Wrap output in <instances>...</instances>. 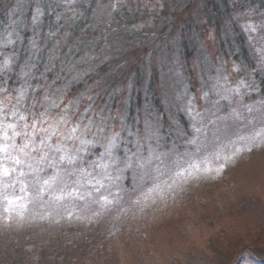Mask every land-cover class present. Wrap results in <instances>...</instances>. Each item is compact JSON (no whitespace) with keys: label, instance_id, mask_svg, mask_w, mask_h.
I'll use <instances>...</instances> for the list:
<instances>
[{"label":"clouds","instance_id":"obj_1","mask_svg":"<svg viewBox=\"0 0 264 264\" xmlns=\"http://www.w3.org/2000/svg\"><path fill=\"white\" fill-rule=\"evenodd\" d=\"M25 4L31 8L27 17ZM122 5L128 6L127 0H7L0 10V228L5 231L34 226L88 231L101 222L129 230L180 205L190 186L219 179L208 174L209 166L234 167L253 149L264 148V137L247 146L249 137L264 133V92L250 75H235L241 72L235 61L220 60L216 75L206 72L195 93L181 77L174 99L165 93L172 107L168 124L155 113L129 122L127 110L106 111L98 103L110 75L101 69L122 55L110 37L153 26L151 18L123 24V13L121 19L114 15ZM155 7L159 13L162 0ZM238 15L244 16L246 31L264 28V13L255 24L250 13ZM258 39L255 51L264 55V35ZM42 52L44 65L38 69ZM14 70L19 84L10 90L7 73ZM74 81L85 87L69 98ZM94 145L103 151H91Z\"/></svg>","mask_w":264,"mask_h":264},{"label":"trees","instance_id":"obj_2","mask_svg":"<svg viewBox=\"0 0 264 264\" xmlns=\"http://www.w3.org/2000/svg\"><path fill=\"white\" fill-rule=\"evenodd\" d=\"M127 2L128 6L122 5L120 11L114 13L118 19H121V12L123 13L121 19L123 24H138L148 18L149 15L147 16L138 3L136 4L134 0ZM6 5L7 0H0V10H4ZM163 5L159 14H155L159 20H163V23L158 20L152 28L141 29L134 33L120 31L110 37L122 55L119 60H114L101 69L104 73H110L107 77L106 91L98 97V103L105 105L106 111L108 108L113 111L117 108L121 111L127 110L129 122H134L133 118L137 115L155 113L164 124H168L172 107L171 104L166 105L165 93L169 96L176 87L178 90L181 77H183L182 82L189 85V91L195 93L201 79L205 77L204 69H209V73L213 74L220 60L229 64L235 61L243 65L241 72L235 75L250 74L258 80L261 92H264V72L260 67L262 64L259 63L257 52L252 48L247 31L242 27L246 20L244 16L238 15L250 13L251 17H258L264 12V0H163ZM25 7L27 10L24 15L30 16L31 8L27 4ZM24 35L27 38L30 32L25 29ZM24 55L21 54V61ZM44 58L45 54L42 52L37 61L38 69L43 67ZM15 69L18 70V65ZM16 70L7 73L10 90L19 84ZM47 76L52 79L53 73L49 72ZM2 79L3 77L0 76V80ZM36 82L34 78L33 83ZM88 82H91V78ZM59 83L60 81H57V84ZM84 87V81H74L67 96L69 98L77 96ZM116 88L120 91L113 92L112 90ZM35 95L39 98L41 90L38 89ZM180 118L183 116L181 115ZM182 122L186 124L185 121ZM102 149L99 145L91 147V151L96 153L102 152ZM260 201H262L261 197L255 199L259 205ZM252 214L259 219L264 217V207L261 210L256 205ZM106 224L107 222H101L99 226L104 228ZM149 227L151 225L137 226L136 229L146 232V237H149L151 234ZM134 232L137 234L136 231ZM94 234L96 232L91 230L87 232L82 228L64 230L34 226L19 231H5L2 228L0 229V264H78V262L80 264V261L92 251ZM246 237L250 238V241H245L248 246L242 242L235 247L231 245L223 247L220 242L216 241L214 244L212 241L210 249L214 255L198 252L192 247L169 263L264 264L262 226L247 231ZM128 238L130 243L134 244L132 230ZM136 245L141 248L142 244ZM128 256L132 255L126 253L124 257ZM129 259L127 264L132 262V258ZM138 259L139 264H157L143 261L140 255Z\"/></svg>","mask_w":264,"mask_h":264},{"label":"rangeland","instance_id":"obj_3","mask_svg":"<svg viewBox=\"0 0 264 264\" xmlns=\"http://www.w3.org/2000/svg\"><path fill=\"white\" fill-rule=\"evenodd\" d=\"M134 1L140 5L139 7L146 12L147 16L149 15L147 19H143L139 23L151 18L153 26L156 25L159 20L155 16V14H159L155 7L157 0ZM161 10L162 8L159 12ZM256 17H252L254 24ZM159 21L163 23V20ZM146 28L149 26L145 24L141 29ZM247 33L248 38L249 36L254 37V40L250 42L255 50V47H259V36L264 35V28H258L256 33H252L250 30ZM257 54L260 59L259 63L262 64L259 65L264 72V55ZM243 68L244 66L241 65V69ZM204 70V79L206 80V72L210 73L209 69ZM216 70L211 75H216ZM249 75L246 74L244 77L247 79ZM251 78L256 80L253 76ZM256 81L258 82V80ZM175 90L179 89L177 90L176 87ZM174 95L175 91L172 90L168 98L174 99ZM181 119L183 120V118ZM262 137H264V133L249 137L247 146L251 148L252 142L260 140ZM207 171L209 175H216L219 179L190 186L185 200L180 205L140 225L144 227L151 225L149 237H146V232L145 234L136 229L137 226L126 230L122 226L107 223L104 228L98 225L91 229L96 232L92 235L94 241L91 247L92 251L83 258V261H80V264H127L130 257L132 258L130 264H139V255L143 261L148 263L170 264L169 262H172L173 258L182 256L192 247L198 252L202 251L209 255L213 253L212 255H214L210 249L212 241L214 244L216 241L220 242L223 247L226 245L235 247L242 242L250 241V238L246 237L247 231L254 230L256 226H262L264 229V217L259 219L252 214L256 205L261 210L264 207V148L253 149L247 159L241 160L234 167L218 169L209 166ZM221 171L223 172L222 176L220 175ZM258 197L262 199L260 205L255 202ZM117 228H119L118 232ZM131 230L134 233V244L130 243L128 238ZM113 232H116L115 236H113ZM130 240L132 241V238ZM136 244H142L141 248ZM245 245L248 246L246 242ZM245 245L244 247H246ZM126 253L132 256L125 258Z\"/></svg>","mask_w":264,"mask_h":264}]
</instances>
